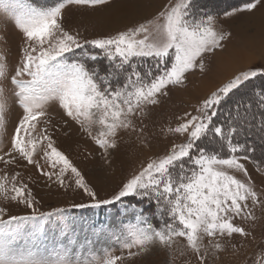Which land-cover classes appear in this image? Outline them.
I'll return each mask as SVG.
<instances>
[{"label":"snow or ice","instance_id":"1","mask_svg":"<svg viewBox=\"0 0 264 264\" xmlns=\"http://www.w3.org/2000/svg\"><path fill=\"white\" fill-rule=\"evenodd\" d=\"M112 3L0 0V12L11 15L23 38L17 65L12 66L9 54L0 50V131H7L10 104L22 109L7 150L0 141V201L30 210L14 215L0 206V264H123L126 259L110 249L99 255L88 247L92 241L80 244L69 229V209L40 211V201L17 170L28 166L46 178V187L79 189L90 198L88 203H73V209L101 208L128 197L151 207L148 213L132 205L135 222L113 233L129 258L157 248L171 250L183 239L197 264H210V259L211 264H220L214 252L210 257V249L225 250L220 240L239 244L256 239L255 210L264 212V189L257 190L246 162H252L257 172L264 171L253 159L257 147L264 149V87L231 105L227 102L248 82L264 79V63L242 70L192 111L178 115L167 128L175 138L168 151L150 159L110 198L101 199L57 147L49 115L53 106L62 110L66 122L79 125L111 163L109 157L121 147L123 135L137 133L144 142L143 121L150 110L173 88L185 86L190 73L204 72L206 58L231 37V32L217 28V15L201 0H167L150 17L94 38L65 28L64 11L69 6L96 9ZM258 8H264V0H246L242 9L223 15ZM53 218L63 221V239L50 247L45 229ZM99 234H104L102 226ZM238 252L234 247L233 254ZM252 264H264V246Z\"/></svg>","mask_w":264,"mask_h":264},{"label":"rangeland","instance_id":"2","mask_svg":"<svg viewBox=\"0 0 264 264\" xmlns=\"http://www.w3.org/2000/svg\"><path fill=\"white\" fill-rule=\"evenodd\" d=\"M131 1L113 0L111 5L97 7L96 9L69 6L64 11V26L74 33H80L82 38H94L115 33L142 21L145 16L150 17L167 3V0H151L152 2L154 1L155 6L159 4V1L163 2L156 8L150 3L153 12L147 14L145 11L142 15H147L143 16L142 19L134 20L130 14V8L126 6ZM201 3L217 15V28L220 27L223 31L229 32L231 26L237 25L235 29L243 33L244 37L247 36L245 38L247 43H244V45L247 46L249 44V47L243 48L245 50L243 52L247 56L236 57L231 69L223 71L226 74L222 72L224 74L222 78L218 77V79H215V76H212V74L218 73V69L221 70L224 64L220 54L216 55L213 70L208 76L200 78L210 72L211 67L208 69V62V64L205 63L206 70L204 72L197 69L190 73L185 86L173 88L167 97L162 98L161 104L152 108L149 115L144 118L143 123L146 125V140L144 142L138 138L137 133L124 134L121 140V147L109 157L111 163H108L96 148L94 142L79 128V125L75 122H66L62 118V110L58 106H53L49 109V115L55 124L54 139H56L57 147L78 167L85 176L86 181L97 191L101 199L110 198L122 182H125L127 178L138 172L150 159L168 151L175 138H170L167 128L176 122L178 115L185 110L192 111L198 101H202L211 92L222 87L229 79L239 74L242 70L264 63V48L259 49L257 47L258 44H264V40L258 37L257 30L254 28V21H258L256 16L264 15V13L258 12L260 15L254 13L249 16L244 14L246 19L242 20V24L238 25V23H235L237 20H241L240 18L230 20L232 18L228 19L223 13L244 7L246 0H201ZM243 23L246 25L244 30H241ZM257 37L258 39H255ZM22 45V34L16 29L11 15L0 12V50L9 54V61L12 66L17 65L22 57ZM233 47L242 50L240 46ZM206 78L209 79L208 85L206 84L207 89H201L204 87L201 82ZM260 83H263V79H261ZM250 91L251 89L248 87L243 88L242 91L238 92V96L244 97L246 94H250ZM21 116L22 109L18 105L10 104V111L7 116V131H0V141H2L5 150L9 146L11 135ZM43 126V124L40 125L41 128ZM52 131L53 128L49 127V132ZM149 142L150 147L148 146ZM175 142L181 141L176 140ZM257 157L261 158V168L264 169V158L259 155ZM0 167H2V164H0ZM246 167L256 182L257 190L264 189V181L261 179L264 176V171L257 172L256 166L252 162H246ZM17 170L29 182L33 193L40 201L39 210L49 212L57 207L69 209L66 216L69 229L74 234V238H79L80 244L92 241L93 243L88 245V247L93 248L99 255H103L105 249H110L113 255L126 257L123 264H197L192 254L186 250V244L183 239H179L171 250L157 248L144 256L127 257V252L122 248L121 243L113 233L119 234L129 222H135L131 219L132 205L144 207L151 211V207L138 202L137 198H135L134 202L133 197H128L123 202H117L114 205L101 208L73 209L70 207L73 203L89 202L90 198L82 190H74L73 188L68 189V191L58 190L55 185L50 188L46 187V183H48L46 178L39 175L38 170L32 166L21 167ZM0 206L7 207L10 214L14 215H25L30 212L23 205L16 207L14 204L10 205L7 201H0ZM255 214L258 217L254 231L255 240H240L239 244H225L223 240H220L219 242L224 244L225 250L221 252L210 249V257L214 252L220 264H252L261 247L264 246V237H262V233H264V212L257 208ZM153 222L158 223V220L154 217ZM101 226L104 228L103 235L99 234ZM62 228L63 221H58L55 218L46 225L45 240L50 247L63 239L61 235ZM237 239L239 240L240 238L237 237ZM234 247L239 248V252L235 255L233 254ZM118 264H121V262H118Z\"/></svg>","mask_w":264,"mask_h":264},{"label":"crops","instance_id":"3","mask_svg":"<svg viewBox=\"0 0 264 264\" xmlns=\"http://www.w3.org/2000/svg\"><path fill=\"white\" fill-rule=\"evenodd\" d=\"M243 7H241V8H238V9H242ZM258 12H260V13H264V9H258V10H256L255 12H253V13H243V14H241V13H236L235 14V16H233V17H227L228 19L229 18H232V19H230V20H233V19H241V20H237V22L235 23V24H237L238 23V25L239 24H242V20H244V19H246L245 18V16H249V15H251V14H254V13H258ZM244 14H245V16H244ZM259 14V13H258ZM257 15V14H256ZM260 15V14H259ZM242 16H244V17H242ZM259 17V18H258ZM256 16V18L258 19V21L256 22V21H254V28H255V30H257V35H258V37L260 38V39H262V40H264L263 39V36H264V15H260V16ZM256 18H255V20H256ZM245 25L246 24H244L243 23V25H241L242 27H241V30H244V27H245ZM236 26L237 25H234V26H231V28H230V31L229 32H231V37L230 38H228L226 41H224L223 42V46H222V48H220V49H218L216 52H215V54H212V55H210V56H208L207 58H206V60H205V63H209V66H208V69H210V67H211V70H210V72L208 73V70H207V73L208 74H205V75H203V76H201L200 78H203L204 76H208L210 73H211V71L213 70V66H214V62H215V57H216V55L217 54H220L221 55V58H222V61H224V64H223V66L221 67V70L220 69H218V73H214V74H212V76H215V79H218V77L219 78H222L223 76H224V74H226L225 72H223L224 74H222V72L221 73H219V70L220 71H225V70H227L228 69V71L231 69V65H233L232 63H234L235 62V59H236V57H238L237 56V54L240 52V51H245V50H243V48L244 47H249V44H247V46H245L244 45V43H247L246 42V40H245V38L247 37L246 35V37H244L243 35V33H241V32H238L235 28H236ZM218 29L219 30H222L220 27H218ZM254 31V30H253ZM237 37V38H236ZM258 37L257 38H255V39H258ZM260 42V41H259ZM233 46H237V47H242V50H240V49H238V48H234ZM231 47V48H230ZM253 47H256V46H253ZM257 47L259 48V49H261V48H264V44H258L257 45ZM236 52V53H235ZM239 58V57H238ZM231 61V64H230V61ZM227 61V62H226ZM207 63V64H208ZM234 66H235V64H234ZM208 78V77H207ZM205 79L204 81H202V86H204V87H202L201 89H207L206 87H207V83L209 82V79ZM207 84V85H206ZM209 88V87H208Z\"/></svg>","mask_w":264,"mask_h":264},{"label":"bare ground","instance_id":"4","mask_svg":"<svg viewBox=\"0 0 264 264\" xmlns=\"http://www.w3.org/2000/svg\"><path fill=\"white\" fill-rule=\"evenodd\" d=\"M133 2V3H132ZM163 1H159V4L156 5L157 7L162 4ZM154 5V1L152 2L151 0H132L131 2H129L126 6H128L130 9V14L132 15L133 19L138 20V19H142L143 16L147 15L148 13L150 14V12H153V8L151 6V4ZM156 6L154 5V7L156 8ZM147 14L142 15L143 12H145ZM155 11V10H154ZM146 17V16H145ZM236 53V52H235ZM238 57H246L247 55L244 54V52L240 51L237 54ZM230 61V60H229ZM227 62V61H226ZM248 62V61H247ZM250 62V59H249ZM231 64V61H230ZM224 71V70H223ZM219 70V73L223 72ZM204 81V80H203ZM202 83V82H201Z\"/></svg>","mask_w":264,"mask_h":264},{"label":"trees","instance_id":"5","mask_svg":"<svg viewBox=\"0 0 264 264\" xmlns=\"http://www.w3.org/2000/svg\"><path fill=\"white\" fill-rule=\"evenodd\" d=\"M49 3H52V0H49ZM232 7H236V6H232ZM261 79H262V78H256L255 80L248 82L247 85H246V86H242V89L239 90V91H242L243 88L248 87V88L251 89V91H250V93H251L254 89L258 90V89H260L261 87H264V79H263V83H262V84L260 83ZM239 91H237L236 94H235L234 96H232L231 99L228 100L227 105H231V104H233L236 100L242 98V97H239V96H238V92H239ZM247 95H248V94H246V96H247ZM246 96H244V97H246ZM237 97H239V98H237ZM258 155L261 156L262 158H264V150H262V148H260V147L257 148V151L253 154V159L258 160V161H260V163H262L261 158H258V157H257ZM263 162H264V160H263ZM133 201L135 202V198H134ZM148 210H149L148 213H151L152 209H151V211H150V209H148ZM148 210L146 209V211H148Z\"/></svg>","mask_w":264,"mask_h":264}]
</instances>
